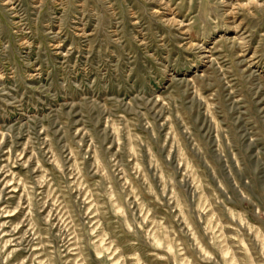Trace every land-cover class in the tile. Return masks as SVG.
<instances>
[{
    "label": "rangeland",
    "instance_id": "1",
    "mask_svg": "<svg viewBox=\"0 0 264 264\" xmlns=\"http://www.w3.org/2000/svg\"><path fill=\"white\" fill-rule=\"evenodd\" d=\"M0 264H264V0H0Z\"/></svg>",
    "mask_w": 264,
    "mask_h": 264
}]
</instances>
